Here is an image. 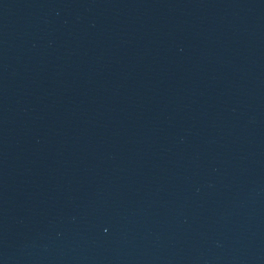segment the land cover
Returning <instances> with one entry per match:
<instances>
[{
    "label": "water",
    "instance_id": "95a60500",
    "mask_svg": "<svg viewBox=\"0 0 264 264\" xmlns=\"http://www.w3.org/2000/svg\"><path fill=\"white\" fill-rule=\"evenodd\" d=\"M0 264H264V0H15Z\"/></svg>",
    "mask_w": 264,
    "mask_h": 264
}]
</instances>
